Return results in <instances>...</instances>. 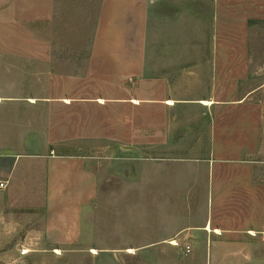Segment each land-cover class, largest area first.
I'll return each mask as SVG.
<instances>
[{
  "label": "rangeland",
  "instance_id": "rangeland-1",
  "mask_svg": "<svg viewBox=\"0 0 264 264\" xmlns=\"http://www.w3.org/2000/svg\"><path fill=\"white\" fill-rule=\"evenodd\" d=\"M49 153L92 163L83 237L47 246L6 187L0 264H264V236L213 257L187 232L264 225V0H0V180Z\"/></svg>",
  "mask_w": 264,
  "mask_h": 264
},
{
  "label": "crops",
  "instance_id": "crops-1",
  "mask_svg": "<svg viewBox=\"0 0 264 264\" xmlns=\"http://www.w3.org/2000/svg\"><path fill=\"white\" fill-rule=\"evenodd\" d=\"M10 158L7 161L10 168L4 176L8 186L4 190L9 201L20 202L21 206L39 208L43 213L42 224L39 223L38 218H32L41 225L34 228L35 234L45 241L47 246L52 247L64 248L80 240L83 237L86 217L93 210L99 197L98 180L91 168L90 159L85 156L50 153L14 154ZM254 172L256 174V170ZM202 184L209 186L212 198H215L216 192H221L218 187L217 191L215 189L216 181L214 185L213 181L208 180H204ZM209 191L207 190L206 194ZM225 194L228 198L230 190L227 189ZM238 195L239 192H237ZM242 196L249 197L244 193ZM252 198L256 199V193ZM225 214L223 221L219 224L213 223L212 215H209L206 224L188 227L187 230L193 243L197 245L198 241H203L204 246L210 248L213 257L212 249L216 247H234V241L238 240L236 236L251 239L264 236V225H256V219L252 220L253 223H249L247 212L237 209L234 214ZM253 215L256 218V210ZM216 230L219 231L216 232ZM249 259L250 256L244 257L245 264L250 262Z\"/></svg>",
  "mask_w": 264,
  "mask_h": 264
},
{
  "label": "built area",
  "instance_id": "built-area-1",
  "mask_svg": "<svg viewBox=\"0 0 264 264\" xmlns=\"http://www.w3.org/2000/svg\"><path fill=\"white\" fill-rule=\"evenodd\" d=\"M7 186H8L7 182H4V181L0 180V189L6 188ZM172 243H177V242L173 241ZM186 249H187L188 252H190L191 247L188 245V246H186Z\"/></svg>",
  "mask_w": 264,
  "mask_h": 264
},
{
  "label": "bare ground",
  "instance_id": "bare-ground-1",
  "mask_svg": "<svg viewBox=\"0 0 264 264\" xmlns=\"http://www.w3.org/2000/svg\"><path fill=\"white\" fill-rule=\"evenodd\" d=\"M207 229H208V230H210V228H209V227H207ZM218 231H219V230H216V232H218Z\"/></svg>",
  "mask_w": 264,
  "mask_h": 264
}]
</instances>
